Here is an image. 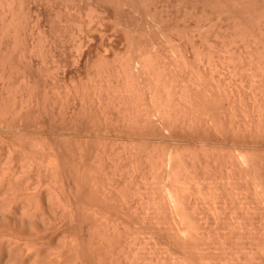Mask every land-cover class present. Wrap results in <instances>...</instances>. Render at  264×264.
<instances>
[{"label":"bare ground","instance_id":"1","mask_svg":"<svg viewBox=\"0 0 264 264\" xmlns=\"http://www.w3.org/2000/svg\"><path fill=\"white\" fill-rule=\"evenodd\" d=\"M109 1L0 0V264H264V0Z\"/></svg>","mask_w":264,"mask_h":264},{"label":"rangeland","instance_id":"2","mask_svg":"<svg viewBox=\"0 0 264 264\" xmlns=\"http://www.w3.org/2000/svg\"><path fill=\"white\" fill-rule=\"evenodd\" d=\"M58 2H60V1H58ZM61 2H62V3L64 4V6H65V3L63 2V0H61ZM60 4H61V3H60ZM60 4H58V5H60ZM63 4H61L62 7H63ZM83 4H84V3H83ZM99 5L102 7V10H103V17L105 16V19H104V18H103V19H104L105 21L109 20V21H107L106 23L109 24L110 22H112V23L114 24L115 21H116V23H115L114 25H113V24L111 25V23H110V25H111V29L114 30V29L112 28V26H113L114 28H115L116 26L119 27V26L121 25V22L119 21V19L121 18V16H120V18H119L118 12H117L116 10H115V11L112 10V8H114V7H113V5L110 3V1H109V0H104V2H99ZM82 6H84V5H82ZM44 7H45V10H46V14H47V17L45 18V23H46V25L50 26V25H49V24H50V22H49V21H50L49 16L52 14V12H53V10H55V8H53V6H51L50 4H48L47 6H44ZM89 14H90V13H89ZM89 14H88V15H85V14L82 15V16H83V17H82L83 21H84V17H85V16H86L85 19L87 20V17L89 16ZM119 14H120V13H119ZM84 15H85V16H84ZM101 15H102V13H101ZM54 16L57 17V15L55 14V11H54ZM134 17H136V14L134 15ZM134 17H133V18H134ZM138 17H140V16H137L136 18H138ZM116 18H117V19H116ZM106 19H107V20H106ZM134 19H135V18H134ZM134 19L130 20V22H131V21H135V20L138 22V19H139V18H138V19H135V20H134ZM86 20L84 21V23L87 22ZM88 20H89V21L91 20V22H89V23L87 22L88 24L86 23L85 25L92 26V24H93V26H96V27H93V26H92V27L94 28V29H92V30L90 29V28H92V27H89V26L86 27V26H85L86 28H89V29H90V34H89V35H90L91 37L87 36V35H88V34H87L88 32L86 33V32H83V31H82V29L85 30L84 27H81V31H82V32H81L80 30L77 31V29H76V27H75L74 25H73V26L75 27L76 30H74V29L71 30V28H74V27H71V28H69V29L67 28V30H70L69 32L71 33L70 36L73 37V38H72L73 42H74L75 40L79 39L80 37H83V38L89 39L90 42H92V41L95 42V43H89V41L87 40V41H88V43H87V41H86V39H85V43L88 44L87 47H86L88 50L91 51V50L93 49V47H95L94 50H93L90 54H91L92 56H96L97 54H99V52L102 54L104 51L108 50V53L111 54V55L108 54V57H107V56L105 55L106 52H104L103 54H104L108 59L110 58V60H111V58L114 56V54H112V52H113V50H115V49H113V48L116 47V44L119 43V42H117V41H120V39H121V37H123V35L125 36V34L127 33V34H126L127 37H129L128 35H130L131 37H132V35H133V36H137L136 34H137L138 31H135V30H139V29H140V28H139V25H140V27H141V26L144 27L143 24H142V22H141V19H139V20H140V24H139V22H138V24H137L136 21H135V23H134V22H131V24L134 23V24H132L133 26H132V25H129V26H128V27H130V30H131V27L135 29V30L132 29V31H131V32L133 33V30H134V32H136L135 34H132V35H131L130 33L128 34V32H130V31H129L128 27L126 28L124 25H123V27H125L126 29H125V32L122 31L123 34H122V32L119 30V28H118V30L120 31L119 33H118L117 28L115 29V30L117 31V33H116L115 30H114L115 32H113V31L111 30V32H112V33H111L110 30H109V29H110V25H108V24L106 25V23H104V21L101 22L102 24L99 23V25H97L96 22H95L93 19H88ZM117 20H118V21H117ZM122 20H125V19H122ZM93 21H94V22H93ZM48 22H49V23H48ZM92 22H93V23H92ZM119 22H120V23H119ZM130 22H129V23H130ZM90 23H92V24L90 25ZM103 23H104L105 25H104ZM117 23H119V24H117ZM129 23H127V24H129ZM95 24H96V25H95ZM141 24H142V25H141ZM100 25H102V26L104 27V29H103L102 26H100ZM115 25H116V26H115ZM137 25H138V27H137ZM76 26H78V25H76ZM83 26H84V25H83ZM99 26L102 28V30H99V29H101ZM135 26H136V28H135ZM98 27H99V28H98ZM121 27H122V26H121ZM123 27H122V28H123ZM54 28H55V27H54ZM97 28H98V31H96ZM105 28H106V29H105ZM107 28H109V29H107ZM138 28H139V29H138ZM78 29H79V28H78ZM89 29H88V30H85V31H89ZM95 29H96V30H95ZM120 29H121V28H120ZM143 29H145L144 31H146V28H143ZM67 30H66V31H67ZM73 30L78 32V34H77V35H78V38H77L76 32H74ZM93 30H94L95 32H98V33H100V32L102 33V31H103V32L105 31L106 34H110V33L113 34V35H115V34L117 35V34H118L117 36L115 35L116 37L113 36L114 39H113L112 35L110 34V38L113 39L114 41H113V40L110 41L111 39H110V40H107V39L109 38V35H106V37H107L106 40L109 41L108 44H109L110 42H112V44L110 43L109 46H107L108 44L106 43V42H107L106 40H104V42H105V44H107V45H105V44L100 45V46H105V49H106V47H107V48H108V47H110V48L112 47V48H111V49H113L112 51L110 50V48L105 50V49H103L104 47L102 48V47H100V46L98 45V44H101V42H100V41H101V39H100V35H99V37H98V35H97L98 33H95ZM106 30H107V31H106ZM121 30H124V29H121ZM126 30H128V32H127ZM66 31H64V32H65V35H64V34H63V35H64V37L67 39V38L70 37V36H69V34H68L69 32L66 34ZM71 31L74 32V35L76 36L77 39H75V37H74V35H73V33H72ZM91 31H93V32L95 33V35H94V33H93V35H94L93 37H92V35H91V34H92ZM139 31H140L142 34H143V32H144V31H142V29L139 30ZM80 32H81V35H82L83 33H86V34H84L83 36L80 35V37H79V33H80ZM140 32H138V33L140 34ZM188 32H189V31H187V32H181L178 28H172V29H170V32H169V33H170V36H171L172 39H173V37H176V39H177V38H178L179 36H181L182 34H186V35H187ZM101 33H100V34H101ZM105 33H102V35L105 34ZM114 33H115V34H114ZM144 33H145V32H144ZM147 33H148V32L146 31V34H147ZM198 33H199V32H192V35H194V40H195V42H199L200 39H201V36L197 35ZM120 34H122V35L120 36ZM63 35L61 36V38L63 37ZM66 35H68V36H66ZM102 35H101V36H102ZM126 36H125V37H126ZM95 37H97V38H95ZM103 37L106 38L105 36H102L101 38H103ZM118 37H119L120 39H119ZM125 37H123L121 40H124V41L126 42ZM92 38H93V40H92ZM104 38H103V39H104ZM115 38L117 39V41L115 40ZM66 39H63V40H64L63 43H66V42L68 43V41H69V43L67 44V45H69V46H67V48H69V49L72 50V53H71V50H70L71 55H70V54L67 55V54H68L67 52H69V49L66 48V45H65V44L61 45V42H62L61 40H62V39L59 40V42L61 41L60 44L58 43V45H59L61 48H60V47H58V48H60V51H61L62 49H64V48H65L66 50H68V51H66V50L64 49V51H65L64 54H65V55L63 54L64 51H62V52H60L59 50H58V51H59V55L61 54V57H62V58L60 57V61H61V59H62V62H61V63L63 64V61H65L63 65L66 64L65 67H68L69 69H68V68L65 69V67L62 65L64 68H60V70H62V71L59 70V71H58L59 74H57V75L60 77L61 74H62V76L66 77V78L63 77V79H65V80H63L62 82L65 81V84H68L67 81H68V82L70 81V82L72 83V80L74 79V78L72 79L73 74H71V73H74V77H76V76L79 77V76H83V75L81 74L82 71H81V73H79V72H80V69L82 70V68L80 67V65H79L78 67L76 66L78 63H77V60L75 59L76 56L79 55L78 53H79L80 51H79V52H76V51L74 50V53H73V49H72V48H75L76 50H77V48H76V47H72L73 44H70V43H73L72 40H68L69 38H68L67 40H66ZM94 39H95V40H94ZM98 39H100V40H98ZM118 39H119V40H118ZM176 39H174L175 42H176ZM97 40H98V41H97ZM163 40H165V39L162 38V41H163ZM70 41H71V42H70ZM96 41L98 42L97 45H98L100 48L103 49V52H102V50H101L100 48H97ZM102 41H103V40H102ZM115 41H116V42H115ZM124 41H123V42L121 41V42L123 43V45H122L121 42H120V44H121L120 46H119V44H117L119 47L117 46L118 48H116V49H118V50H115V51H120V52L123 53V50L125 49V46H126V45H124V44H125ZM75 42H76V41H75ZM99 42H100V43H99ZM104 42H102V43H104ZM165 42H166V41H165ZM165 42H164V43H165ZM115 43H116V44H115ZM86 44H84V45L86 46ZM89 44H90V46H92V45H93V46H92V47H89ZM58 45H57V46H58ZM70 45H71V46H70ZM84 45L82 46L83 48H81V49H83V50L85 49V48H84V47H85ZM165 45H166V44H165ZM63 46H64V48H62ZM114 46H115V47H114ZM70 47H71V48H70ZM91 48H92V49H91ZM109 50L111 51V53H110ZM77 51H78V50H77ZM96 51H97V52H96ZM98 51H99V52H98ZM115 51H114V52H115ZM75 52H76L78 55H76ZM94 52L97 53V54H94ZM114 52H113V53H114ZM120 52H119V53H120ZM122 53H120V54H122ZM124 53H125V50H124ZM62 54H63V55H62ZM73 54H75V56H74ZM101 54H100V55H101ZM115 54H117V53H115ZM120 54H119V55H120ZM72 55H73V56H72ZM112 55H113V56H112ZM122 55H123V54H122ZM125 55H126V54H125ZM63 56H65L67 59H66L65 57H63ZM117 56H118V55H117ZM71 57H74V58L71 59ZM124 57H126V56H124ZM69 58H70L71 60H73V61H74V59L76 60V61L74 62V65L77 63V64L75 65L76 67L74 66L75 68L71 67V66H73V65H71V64L73 63V61L71 62V60H70ZM112 59H113V58H112ZM67 60H68V61H67ZM69 60H70V61H69ZM66 61H67V63H66ZM68 62L70 63L71 66L69 65ZM49 64H50V63H48V64L46 63V65L49 66V68H48L49 70H48V69H44V72H43L44 75H42V76H41V79H40V81L42 80V82H41V83L39 82L40 85H41L42 83H43V85H44V82L47 81V80H49L48 78H51V80H52V77H53V79L56 78V75H54V73H52V70H51V67H50L51 65H49ZM46 65H45V67H46ZM67 65H68V66H67ZM62 66H61V67H62ZM46 68H47V67H46ZM70 68H72V69H70ZM77 68H78V69H77ZM64 69H65V70H64ZM67 69H68V70H67ZM75 69H76V70H79V71H76ZM47 70H48V71L51 70L50 73L53 74L51 77H48V76H47V75H50L49 72H47ZM63 70H64L65 72H63ZM69 70H72V71H69ZM73 70H74V71H73ZM60 72H63L64 75H63V73H60ZM67 72H68V73H67ZM75 72H76V73H75ZM77 72H78L79 74H77ZM66 73H67V74H66ZM69 73H70L69 76L72 75V77H71L70 80H69V79L66 80L67 78H70V77L67 76ZM75 74H76V76H75ZM78 75H79V76H78ZM45 76H47L48 78L45 77ZM54 77H55V78H54ZM42 78H43V79H42ZM46 78H47V79H46ZM61 78H62V77H61ZM79 78H80V77H79ZM81 78H82V77H81ZM44 80H45V81H44ZM74 81L76 82L75 79H74ZM74 81H73V82H74ZM49 83H50V80H49V82L47 81V82L45 83V86H46L47 84L49 85ZM43 85H41V88L43 87ZM30 125H31V126H30ZM30 125H29L30 127L33 126L32 123H31ZM45 125H46V124H45ZM45 125H44V128H46L47 126H48V127L50 126L49 128L47 127V128H48V131L51 130L52 132H56L55 134H58V136H57V135H55L54 133H50L49 136L53 137L52 135H54V136H56L55 138H57V137L60 136V133H61V131H62L61 128H63V127H61V128L59 127V128H60V129H59L58 126L55 125V126L57 127L58 131L61 130V131L58 133V131H56V130H57L56 128H55V131H53V129H54L53 125H48V124H47L46 127H45ZM59 125H60V124H59ZM27 126H28V125H27ZM27 126H26V129L29 127V126H28V127H27ZM51 126H52L53 129H50ZM60 126H61V125H60ZM34 127H37V128H38V126H36V125L33 126V129H34ZM37 128L35 129V131L38 130ZM47 128H46V130H45V129H44V130L47 131ZM96 128H97L98 130H99V128H100V130H101V131L97 132L96 129H95L96 137H97L98 135L101 136V135L103 134V132L106 133V132L103 130V128L101 129V127H98V125H96ZM33 129H32V131H33ZM28 130L30 131V129H27V132H29ZM63 130H64V129H63ZM102 130H103V131H102ZM35 131H33V133H31V134H32L31 137H34L35 135H37L38 132H35ZM48 131H47V132H48ZM51 131H50V132H51ZM30 132H31V131H30ZM30 132H29V134L27 133V136H29V137H30V135H31ZM34 132H35V134H34ZM101 132H102V134H101ZM97 133H98V135H97ZM33 134H34V135H33ZM51 134H52V135H51ZM105 135H107V134H105ZM127 135H131L130 138H128ZM110 136H111V134H110ZM98 137H99V136H98ZM108 137H109V136H108ZM124 137H125V138L127 137L128 144H129L130 142H132L134 136H132L131 133H130V134L127 133L126 136L124 135ZM131 137H132V138H131ZM158 137H159V136H156V137H155V139H156L155 141L158 140V139H157ZM60 138H61V137H60ZM100 138H101V140H103V141H105V142H109V143H107V144H110V147H113V148L117 145V143H118L119 141H122V142L124 141L123 143L127 144V141H126V139H124V138H122V140H118V139L116 138V139H115L116 142H114V139H113V138H107L108 140L110 139V140L108 141V140L106 139V137L104 136V134H103V137L101 136ZM100 138H97L96 140L98 141V139H99V141H100ZM102 138H105V140L102 139ZM94 139H95V137H94ZM94 139H93V141H94ZM112 139H113L114 144L116 143L115 146H114L113 143H112V146H111L110 141L112 142ZM123 139H124V140H123ZM129 139H130V140L132 139V140L130 141ZM159 139H160V138H159ZM106 140H107V141H106ZM97 141H96V142H97ZM99 141H98V142H99ZM103 141H102V143H103ZM129 141H130V142H129ZM153 141H154V140H153ZM153 141H152L151 143H153ZM159 141H160V140H159ZM122 142H119L118 144H121V145H122V144H123ZM160 142L164 144L163 141H160ZM93 143H94V144H98V143H95V141H94ZM100 143H101V142H100ZM155 143H158V142H154L153 145H154ZM94 144H92V146H93ZM158 144H159V143H158ZM158 144H157V145H158ZM163 144H161V146H162ZM121 145H120V146H121ZM159 145H160V144H159ZM159 145H158V146H159ZM108 146H109V145H108ZM118 146H119V145H118ZM154 146H156V145H154ZM156 147H157V146H156ZM159 147H160V146H159ZM159 147H158V148H159Z\"/></svg>","mask_w":264,"mask_h":264}]
</instances>
